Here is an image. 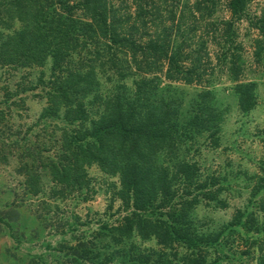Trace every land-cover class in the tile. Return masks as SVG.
<instances>
[{"label":"rangeland","instance_id":"obj_1","mask_svg":"<svg viewBox=\"0 0 264 264\" xmlns=\"http://www.w3.org/2000/svg\"><path fill=\"white\" fill-rule=\"evenodd\" d=\"M212 19L232 21V43H205L210 66L199 83L168 80L165 70L146 77H155L158 86L152 97L181 106L184 125L198 112L201 94H211L202 109L207 128L191 129L175 151L176 160L197 167L186 198L197 202L189 210L184 198L174 204L179 218L182 207L188 210L191 232L202 238L195 251L201 263L264 264V0H252L242 19L232 18L226 0H220ZM229 61L239 68L236 74ZM51 68L50 59L41 66L0 64V264H139L131 259L161 248L154 238L118 230L131 213L122 200L118 174L93 163L83 168L77 182L51 177L44 157L59 161L61 130L76 126L61 115L43 114ZM96 76L98 87L85 99L92 119L122 91L118 87L132 92L140 79L130 75L120 82L99 69ZM245 83L255 85V105L249 111L240 109L235 91ZM83 125L88 127L87 121ZM173 249L178 255L174 264H186L191 249L183 244Z\"/></svg>","mask_w":264,"mask_h":264},{"label":"trees","instance_id":"obj_2","mask_svg":"<svg viewBox=\"0 0 264 264\" xmlns=\"http://www.w3.org/2000/svg\"><path fill=\"white\" fill-rule=\"evenodd\" d=\"M219 1L0 2V22L7 19L20 26L12 29L5 23L0 29V64L41 66L50 59L52 74L43 114L46 118L61 115L66 124L76 125L73 131L61 130L59 161L44 157L53 181L77 182L83 177V168L93 163L118 174L122 200L131 208L118 230L126 236L136 233L141 239L154 238L161 248L131 259L139 264H174L178 255L172 252L177 244L192 251L184 258L186 264H202L195 252L202 238L191 232L187 219L196 201L186 199L195 182L190 174L197 167L176 160L175 151L186 142L191 129L207 128L202 109L211 94H201L196 101L198 112L184 125L181 106L164 97H152V89L158 86L155 77L146 76L165 70L168 80L196 84L203 79L210 66L205 43H232V21L219 24L212 19ZM251 1L226 0V9L232 18L242 19ZM259 30L261 33L262 27ZM229 64L230 72L236 74L235 61ZM98 69L120 82L130 75L140 79L132 92L120 85L122 91L106 101L99 117L92 119L85 99L98 87ZM254 87L252 83L236 85L242 111L254 107ZM85 121L88 127L83 125ZM180 191L183 195L179 196ZM176 198H184L188 204L186 212L183 207L179 210L184 213L181 218L176 216Z\"/></svg>","mask_w":264,"mask_h":264}]
</instances>
